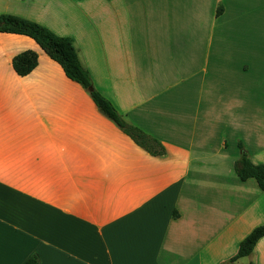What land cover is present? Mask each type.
Returning a JSON list of instances; mask_svg holds the SVG:
<instances>
[{
    "label": "crops",
    "instance_id": "crops-1",
    "mask_svg": "<svg viewBox=\"0 0 264 264\" xmlns=\"http://www.w3.org/2000/svg\"><path fill=\"white\" fill-rule=\"evenodd\" d=\"M1 4V2H0ZM73 39L93 87L153 156L30 37L0 32V264H264V0H21ZM232 42V43H231ZM36 52L25 76L12 58Z\"/></svg>",
    "mask_w": 264,
    "mask_h": 264
},
{
    "label": "trees",
    "instance_id": "trees-1",
    "mask_svg": "<svg viewBox=\"0 0 264 264\" xmlns=\"http://www.w3.org/2000/svg\"><path fill=\"white\" fill-rule=\"evenodd\" d=\"M0 32L21 34L32 38L52 60L61 66L67 78L80 84L89 93L97 108L110 118L123 133L150 155L162 156L165 154V148L158 139L126 122L113 104L93 87L88 70L82 66L71 37L57 35L36 21L11 13L0 14ZM37 62L36 52L26 50L12 58V67L18 75L25 76L36 67ZM239 146L242 153L234 162V172L241 180L255 179L264 192V164H254L240 143ZM263 236L264 223L255 227L241 241L232 260L249 255L256 242ZM22 264H39V257L35 253L31 254Z\"/></svg>",
    "mask_w": 264,
    "mask_h": 264
},
{
    "label": "rangeland",
    "instance_id": "rangeland-1",
    "mask_svg": "<svg viewBox=\"0 0 264 264\" xmlns=\"http://www.w3.org/2000/svg\"><path fill=\"white\" fill-rule=\"evenodd\" d=\"M20 1L21 0H0V2H1L0 6L6 5L7 3H16V4H19ZM261 44H264V41L262 42L261 40H257V45L260 46ZM261 75H263V77H264V72L261 73Z\"/></svg>",
    "mask_w": 264,
    "mask_h": 264
}]
</instances>
